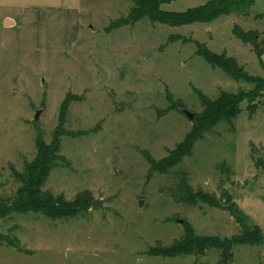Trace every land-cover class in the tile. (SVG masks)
<instances>
[{
	"label": "rangeland",
	"instance_id": "1",
	"mask_svg": "<svg viewBox=\"0 0 264 264\" xmlns=\"http://www.w3.org/2000/svg\"><path fill=\"white\" fill-rule=\"evenodd\" d=\"M206 1L171 0L161 8L185 11ZM131 6L0 0V199L14 195V171L34 158L37 139L49 142L59 129L65 162L43 189L68 201L83 192L103 202L71 218L12 215L0 232L16 243L0 245V264H264L260 245H235L226 260L217 249L198 258L153 254L158 243L180 237L184 220L199 235L240 231L227 210L171 197L180 170L194 189L225 194L264 233V88L197 140L170 173L149 176L147 160L182 141L192 122L182 110H202L198 93L213 99L221 90L254 88L211 67L195 52L197 42L234 57L264 87V54L255 53L264 49V0L211 22L171 26L144 17L117 26ZM234 24L258 38L242 45Z\"/></svg>",
	"mask_w": 264,
	"mask_h": 264
},
{
	"label": "trees",
	"instance_id": "2",
	"mask_svg": "<svg viewBox=\"0 0 264 264\" xmlns=\"http://www.w3.org/2000/svg\"><path fill=\"white\" fill-rule=\"evenodd\" d=\"M132 6L126 17L122 18L117 26L133 24L147 17L151 22L166 23L171 26L191 24L193 22H211L221 15H228L238 11L241 6H251L254 0H207L205 3L189 8L185 11H170L161 8L162 3L171 0H131ZM260 16V14H257ZM233 34L242 42H253L258 38L256 30H243L237 24L232 27ZM195 52L214 68L222 70L234 80L252 82L254 88L248 92L233 93L221 90L217 97L210 99L198 93L203 108L194 114L191 120V128L168 154L158 160L147 158L149 173L168 174L170 170L182 162L183 157L190 155L195 142L209 132L217 123L223 120H231L241 112V102L252 100L255 92L263 89L260 77L250 76L244 67L237 63L236 59L227 55L224 51L216 53L202 43H196ZM256 55L264 53V49L255 48ZM254 93V94H253ZM171 104V100H169ZM171 106V105H170ZM168 107L172 109L173 107ZM61 110V118L65 112ZM62 131L57 129L49 142L42 138L36 141V154L34 158L25 162L21 171H14V177L19 182L14 195L11 198L0 199V223L11 218L14 214L40 213L50 219L71 218L85 213L90 207L89 195L78 193L73 200H65L62 195H54L43 186L51 170L65 159L60 153ZM175 183L171 188L170 195L177 202H185L191 205L197 202L210 207L227 210L239 225L240 231L230 237L217 235L196 234L192 225L183 221L184 232L179 238L168 245L160 243L154 249L153 254L161 257H175L179 255H194L196 258L205 255L210 249L221 252L222 259L226 260L232 255L235 245H260L264 247V233L256 224L248 223L241 210L230 199L222 194L217 197L214 193L207 192L201 187L193 188L189 184L188 173L184 170L174 172ZM16 238L9 233L0 232V245L14 246Z\"/></svg>",
	"mask_w": 264,
	"mask_h": 264
},
{
	"label": "water",
	"instance_id": "3",
	"mask_svg": "<svg viewBox=\"0 0 264 264\" xmlns=\"http://www.w3.org/2000/svg\"><path fill=\"white\" fill-rule=\"evenodd\" d=\"M183 113L185 114V116L189 119V120H192L193 117H194V113L193 112H190L189 110L187 109H183L182 110ZM38 117V112L35 114L34 118L36 119ZM102 199L100 198H94V199H91L90 200V207H100L102 206Z\"/></svg>",
	"mask_w": 264,
	"mask_h": 264
},
{
	"label": "crops",
	"instance_id": "4",
	"mask_svg": "<svg viewBox=\"0 0 264 264\" xmlns=\"http://www.w3.org/2000/svg\"><path fill=\"white\" fill-rule=\"evenodd\" d=\"M257 2V0H254L253 5ZM257 15V14H256ZM242 45H244V42H242ZM264 54V53H263Z\"/></svg>",
	"mask_w": 264,
	"mask_h": 264
}]
</instances>
